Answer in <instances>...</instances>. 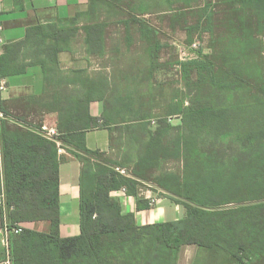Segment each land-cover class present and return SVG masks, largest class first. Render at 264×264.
<instances>
[{"label":"trees","instance_id":"1","mask_svg":"<svg viewBox=\"0 0 264 264\" xmlns=\"http://www.w3.org/2000/svg\"><path fill=\"white\" fill-rule=\"evenodd\" d=\"M89 1L86 12L29 28L24 41L6 45L0 56V79L28 67L43 74L39 95L9 101L0 96V113L8 116L0 118V193L10 227H22L11 238L13 264H177L184 246L202 248L216 264H264V203L236 206L264 200V172L257 166L264 147V0ZM191 11L199 23L187 33L188 45L201 24L206 33L223 30L213 53L200 49L197 58L178 63L198 98L178 100L153 128L143 107H136L142 75L154 74L162 49L150 18L166 16L173 25ZM117 25L124 27L123 41L110 32ZM79 37L89 66L108 57L103 66L62 69L60 55L71 52ZM136 44L143 49L138 59ZM93 103L103 104L99 117L92 114ZM51 115L57 117L58 140L82 163L76 237L60 234L63 158L58 144L40 133ZM174 117L179 125L171 124ZM94 130L109 133L110 153L87 147V133ZM173 159L184 162L182 176L162 170ZM140 187L181 206L184 217L138 224L113 194L125 190L138 210L150 209L151 202L138 198ZM45 223L47 232L29 227Z\"/></svg>","mask_w":264,"mask_h":264},{"label":"crops","instance_id":"2","mask_svg":"<svg viewBox=\"0 0 264 264\" xmlns=\"http://www.w3.org/2000/svg\"><path fill=\"white\" fill-rule=\"evenodd\" d=\"M89 0H0V25L3 27L2 37L6 45L15 44L26 39L27 30L38 25H50L57 23L60 18H72L80 12L89 9ZM83 24H80V26ZM5 45V46H6ZM83 49V39L78 38V44L71 52L60 55L62 69L66 72L77 69H86ZM25 64H30L26 59ZM6 90L0 93L2 100L9 101L28 95H39L43 89V74L40 67H28L22 74L2 78ZM92 114L99 117L103 111L102 103L92 104ZM57 117L51 115L46 118L44 124L56 127ZM105 130H94L87 133L86 143L91 150H101L110 153V138L103 142L91 143L90 136L98 135ZM107 132V131H106ZM63 158L60 166V234L63 238L76 237L80 234V173L82 163L67 150L61 154ZM123 207V213L135 214L136 221L140 225L177 221L184 217V209L176 205L172 200L162 197L159 193L140 187L138 198L151 202L150 209L138 210L137 199L129 196L121 190L113 194ZM2 215L0 212V229ZM29 227L48 231V224H30ZM6 235L0 231V264H13L7 262L9 257L5 247ZM177 264H216L205 257L204 250L198 246H184L180 250Z\"/></svg>","mask_w":264,"mask_h":264},{"label":"rangeland","instance_id":"3","mask_svg":"<svg viewBox=\"0 0 264 264\" xmlns=\"http://www.w3.org/2000/svg\"><path fill=\"white\" fill-rule=\"evenodd\" d=\"M215 5L216 4H214V6ZM221 8L222 7H218L217 11H220ZM150 21L160 30L159 38L161 40L162 49L156 60L154 74L147 73L142 75L145 84L144 88L139 91L140 95H138L136 107H143V114L150 117V121L152 122L151 126L155 128L158 120L166 115L169 106L175 105L178 100H182L186 97H188V100H196L198 98V91L195 87L192 86L191 89H188L185 85L182 71L180 66H178V63L197 58V51L200 49H203L204 53H213L210 47L215 45L216 38L221 35L223 28H215L213 31L214 33H206L203 32L206 26L201 24L202 32L199 31L200 33H195L193 36L194 43L188 45L187 33H190L192 31L191 28L193 26L196 27L199 23V19L196 17L195 12H189L186 21L179 19L174 21L173 25L166 19V16H163L162 18L153 16L150 18ZM203 22L204 20H202V23ZM110 32L111 34L114 32L117 33L115 39L123 41L124 27L122 25L111 27ZM141 55H143L142 45H134L133 56L138 59ZM107 60L108 57L105 59H94L91 62V67L87 62H84L83 65L85 67L87 66V68L89 67L90 70H93L103 66ZM144 61H148V59L146 58ZM105 70L109 73L108 69ZM187 104L189 103L187 102L186 105ZM170 122L175 126L179 125L180 118L174 117ZM108 136L109 133L106 131L100 132L98 135H91V143L94 141L103 142ZM109 156H111V154ZM228 157L229 153L226 158ZM131 158L134 160L135 155L132 154ZM249 159L250 158H248V160ZM257 166L264 172V147L262 148L260 161ZM231 167H235L233 162H231ZM162 170L182 176L185 174L186 168L181 159H173L164 163ZM200 174L201 173H196V176Z\"/></svg>","mask_w":264,"mask_h":264},{"label":"built area","instance_id":"4","mask_svg":"<svg viewBox=\"0 0 264 264\" xmlns=\"http://www.w3.org/2000/svg\"><path fill=\"white\" fill-rule=\"evenodd\" d=\"M3 27L0 25V56L4 53V47L6 45L5 40L2 37ZM6 90V87L3 82L0 80V93ZM0 118H2V114L0 113ZM41 134H43L45 137L54 140L58 146H59V154H64L66 150L62 146V143L58 140L59 133L57 131L56 127H49L46 124L43 125L42 130L40 131ZM2 157V148L0 144V159ZM150 186V185H149ZM125 191V190H124ZM8 206L6 202V197L4 193H0V212L4 215V225L1 226L0 231L3 232L6 235L5 239V247L6 252L9 257L7 262H12V242L11 238L15 235H19L22 233V227H10L9 221H8Z\"/></svg>","mask_w":264,"mask_h":264},{"label":"water","instance_id":"5","mask_svg":"<svg viewBox=\"0 0 264 264\" xmlns=\"http://www.w3.org/2000/svg\"><path fill=\"white\" fill-rule=\"evenodd\" d=\"M2 118L4 119H7L8 116L7 115H3L2 114ZM62 143V142H61ZM126 177H129V178H134V179H137V180H140V181H143L142 179L138 178L136 175H134L131 171L129 170H120ZM146 184L150 185L151 187H155L157 189H159L160 191L164 192L165 194L169 195V196H172L174 198H177V199H180V200H183V201H186L184 198L182 197H179L171 192H168L162 188H160L158 185L154 184V183H150V182H145ZM259 203H264V200H260V201H255V202H250V203H243V204H238L236 206H245V205H254V204H259ZM193 204V203H192ZM194 206L198 207V208H201V209H204V210H209V211H217V210H222V209H225V207H219V208H208V207H203V206H200V205H197V204H193ZM230 207V206H229ZM233 207V206H232Z\"/></svg>","mask_w":264,"mask_h":264}]
</instances>
